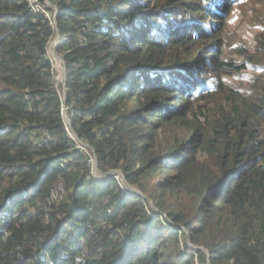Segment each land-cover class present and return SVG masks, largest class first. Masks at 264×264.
<instances>
[{
	"label": "trees",
	"instance_id": "obj_1",
	"mask_svg": "<svg viewBox=\"0 0 264 264\" xmlns=\"http://www.w3.org/2000/svg\"><path fill=\"white\" fill-rule=\"evenodd\" d=\"M36 1L0 0V264H264V30L242 64L220 39L245 0Z\"/></svg>",
	"mask_w": 264,
	"mask_h": 264
},
{
	"label": "rangeland",
	"instance_id": "obj_2",
	"mask_svg": "<svg viewBox=\"0 0 264 264\" xmlns=\"http://www.w3.org/2000/svg\"><path fill=\"white\" fill-rule=\"evenodd\" d=\"M32 2H34L32 0ZM35 3V2H34ZM56 10V8H55ZM264 30V0H245L234 5L229 15L226 17V26L220 37L224 48V54L228 60L235 59L239 64L245 62V56L254 53L256 49V40L258 35ZM64 41L63 38L57 35L51 40L49 45V54L54 62L55 78L58 87L63 85L66 72L58 55V47ZM259 74L253 70H249L244 76H234L226 79L227 83L233 87H248L249 82L253 77H258ZM66 110V109H65ZM66 122H69L68 114H65ZM70 123V122H69ZM94 166V174L97 178H104L101 173H96V162L92 159ZM117 175V174H116ZM117 178H121L117 175ZM161 178V180H164ZM125 185V184H124ZM124 189L135 195H142L136 187L128 186ZM153 205V204H152Z\"/></svg>",
	"mask_w": 264,
	"mask_h": 264
},
{
	"label": "water",
	"instance_id": "obj_3",
	"mask_svg": "<svg viewBox=\"0 0 264 264\" xmlns=\"http://www.w3.org/2000/svg\"><path fill=\"white\" fill-rule=\"evenodd\" d=\"M57 36H58V37H61L60 33H58ZM61 62H62L63 68H64V72H66V66H65V63H64V61H63L62 59H61ZM65 79H66V78H65ZM65 79H64V82H63V83H65ZM65 106H66V102H64V107H65ZM67 123H68V125H69V122H67ZM70 134H71L72 138H76V136H75V134H74V132H73L72 129H71ZM99 173H100V172H99ZM101 174H102V173H101ZM114 174H117V173H110V174H103V175L107 176L108 178H112V176H113ZM118 176H119V177L121 178V180L123 181V184H125L124 187H126V189H128V188H129L128 186H130V185H128V184L125 182L123 175H122L121 173H119ZM131 187H132V186H131Z\"/></svg>",
	"mask_w": 264,
	"mask_h": 264
},
{
	"label": "built area",
	"instance_id": "obj_4",
	"mask_svg": "<svg viewBox=\"0 0 264 264\" xmlns=\"http://www.w3.org/2000/svg\"><path fill=\"white\" fill-rule=\"evenodd\" d=\"M30 1L32 2V0H30ZM33 1H34L35 3L32 2V4L35 5V4L37 3V1H36V0H33ZM70 132H71V131H70ZM70 135H71V134H70ZM95 166H96V164H95ZM96 170H97V169H96ZM96 173H99V172L96 171ZM105 178H108V177L104 175V178H102V179H105ZM78 262H79V263H82V258L78 259Z\"/></svg>",
	"mask_w": 264,
	"mask_h": 264
},
{
	"label": "bare ground",
	"instance_id": "obj_5",
	"mask_svg": "<svg viewBox=\"0 0 264 264\" xmlns=\"http://www.w3.org/2000/svg\"><path fill=\"white\" fill-rule=\"evenodd\" d=\"M57 60L61 63V61L59 60V58H57Z\"/></svg>",
	"mask_w": 264,
	"mask_h": 264
}]
</instances>
